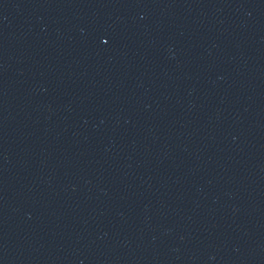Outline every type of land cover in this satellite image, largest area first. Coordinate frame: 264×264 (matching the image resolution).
Instances as JSON below:
<instances>
[{"label": "water", "instance_id": "obj_1", "mask_svg": "<svg viewBox=\"0 0 264 264\" xmlns=\"http://www.w3.org/2000/svg\"><path fill=\"white\" fill-rule=\"evenodd\" d=\"M0 264H264V0H0Z\"/></svg>", "mask_w": 264, "mask_h": 264}]
</instances>
